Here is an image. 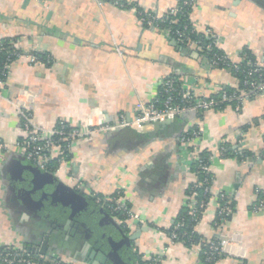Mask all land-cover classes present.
<instances>
[{
  "label": "crops",
  "instance_id": "0c3cea01",
  "mask_svg": "<svg viewBox=\"0 0 264 264\" xmlns=\"http://www.w3.org/2000/svg\"><path fill=\"white\" fill-rule=\"evenodd\" d=\"M164 15L180 0H120ZM192 21L202 33L211 31L219 49L235 63L250 58L264 65V0H197ZM25 52L10 66L0 90V245L26 249L48 239V254L72 264H94L86 241L58 232L38 218L20 199L14 179L21 160L22 139L18 103L26 104L34 122L53 129L88 130V120L133 121L141 104L159 98L165 80H187L195 94L212 97L223 89L240 92L241 81L227 69L212 68L199 52L188 50L164 32L148 28L132 10L109 0H0V41ZM32 53H49L51 65L30 61ZM155 130L122 128L77 140L71 159L57 178L92 195L124 202L144 221L118 220L133 236V256L124 264H141L161 256L160 264H205L197 247L172 244L168 230L182 211L187 191L197 182L181 154V138L194 129L201 135L193 146L211 151V197L197 231L207 240L226 239L225 255L215 264H264V212L254 213L256 195L264 192V95L234 106L185 119ZM225 143L247 150V161L220 157ZM23 158V157H22ZM29 164L24 161V164ZM227 195L236 211L217 230L218 196ZM127 218V217H126ZM86 240V238H85ZM89 240V239H88ZM127 258V257H126Z\"/></svg>",
  "mask_w": 264,
  "mask_h": 264
},
{
  "label": "built area",
  "instance_id": "2783aa9c",
  "mask_svg": "<svg viewBox=\"0 0 264 264\" xmlns=\"http://www.w3.org/2000/svg\"><path fill=\"white\" fill-rule=\"evenodd\" d=\"M40 2H46L49 0H38ZM188 7L190 10L188 14L192 19V14L197 7V0H182V8ZM177 7L170 8L166 13L176 15ZM142 24L148 28L158 29L164 33L170 34L172 32L171 28L161 29L160 22L163 23L164 15L158 16L154 11L145 10L144 12L138 11L132 8ZM177 22V19L172 21ZM193 22V21H192ZM209 39H213L212 43L203 46L201 42L187 39V43L190 48L193 49L194 53L198 54L205 50V55L208 56L212 54V59L210 64L215 66H225L227 68L234 69L237 73L241 71L240 63H235L228 58V56H218L214 54V48L218 47V40L211 31L204 32ZM177 36L182 37L181 32H177ZM211 37V38H210ZM219 48V47H218ZM25 52L13 53L9 55L10 57L16 56L17 60L24 56ZM204 55V54H203ZM204 55V57H205ZM208 60V58H206ZM40 59L32 53L30 55V61L34 64ZM47 64H52L53 59L50 55L46 58ZM13 63H7L4 66V72L0 74V90H2L6 81L7 70ZM251 69L247 74V78L244 80V89L240 92L228 94L226 91L222 93L219 99H211V97L201 98L195 94V91L191 88V85L187 80H179L178 83L174 78H168L165 80L161 86L165 98L161 103L158 99H155L149 104H141L139 106V111L133 121H127L124 116H120L119 120L115 123L108 122L106 120H101L98 124H94L92 119L88 120V130L82 131L79 129L69 128L64 122L53 129H45L38 126L32 117V114L28 111L26 104L18 103L17 100L14 103L17 105V110L19 112L21 124H22V139L17 143V148L19 154L31 165L40 169L43 172H49L52 174H57V171L61 165L67 163V154L71 155L72 148L77 140H83L87 137L96 134H106L122 128H133L135 130H142L146 126H154L156 123H164L169 119H173L181 114L196 112V113H206L212 109H215L223 104H236V110L239 111L243 103L256 96L264 95V65L258 62L252 63ZM201 135L199 129H194L192 133L188 135H183L181 138V154L187 157L189 160L187 166L192 168V165L198 164L202 171L206 173H211L210 169L213 162L216 159V155L213 153V157H210V162L205 163L201 159V153L199 149L193 146L196 139ZM56 163L59 164L58 168L52 172L50 171V165ZM55 164V166H57ZM211 191V187L208 189ZM95 199V203L106 211H109L113 216L115 212H122L127 217L126 220H136V222L143 226L144 221L138 218L131 208L124 202L121 192H118L112 198H103L97 195H92ZM219 200L217 203V214L214 221V227L217 230L223 228L227 223L234 211L235 207H231V200H228L227 195L221 194L218 196ZM190 200V213L197 216L199 209L207 208L206 204L199 202L197 200V193H193L189 198ZM204 210V211H205ZM252 211L254 213L264 212V196L256 195V200L252 205ZM199 218V216H198ZM197 220V219H196ZM199 220V219H198ZM201 221V220H200ZM199 221V223H200ZM198 223V224H199ZM181 224L176 226L177 230ZM180 236L178 233L174 232L170 236V241L172 244H183L179 240ZM228 241L226 239L219 240H207L205 244L208 246L207 254L208 261L217 260V258H222L225 255V246ZM201 250V245L195 246ZM200 252V251H199ZM202 252V251H201ZM162 257L157 256L149 261L148 264H159ZM0 264H72L68 261H64L61 257L55 258L51 256H44L39 254L29 253L26 249H14L11 247H5L0 245Z\"/></svg>",
  "mask_w": 264,
  "mask_h": 264
},
{
  "label": "water",
  "instance_id": "95a60500",
  "mask_svg": "<svg viewBox=\"0 0 264 264\" xmlns=\"http://www.w3.org/2000/svg\"><path fill=\"white\" fill-rule=\"evenodd\" d=\"M192 113L194 112L181 114L164 123H156L155 130L166 127L176 118L183 120ZM18 159L21 161L15 164L14 179L20 199L35 216L46 218L59 233L69 232L70 228L75 232L79 229L81 232L78 241H86L90 249L89 257L95 261L94 264H124L125 259L129 260L133 256L132 242L141 234L142 229L133 236H128L118 220L87 198L82 190L64 184L55 174L24 164L26 160L20 156ZM84 228L92 231L93 235H83L82 232L86 233L82 231ZM26 250L32 254L60 258L48 254L47 238L42 243L26 246Z\"/></svg>",
  "mask_w": 264,
  "mask_h": 264
},
{
  "label": "trees",
  "instance_id": "16d2710c",
  "mask_svg": "<svg viewBox=\"0 0 264 264\" xmlns=\"http://www.w3.org/2000/svg\"><path fill=\"white\" fill-rule=\"evenodd\" d=\"M109 1L115 4L117 7H120L126 10H132V8H135L136 10L141 11V12L145 11L144 8H141L136 3L123 2L120 0H109ZM177 8L178 9H177L176 15L170 14L168 12L164 15L163 23L160 22V25H161L160 28L162 30L167 27L172 29V32H170V34H167V33L165 34H167L170 38L174 39L175 41L179 42L181 46H184L188 50H193V49L190 48L189 44L187 43V39L201 42L203 46H205L207 43L208 44L212 43L214 38L209 39V37H207L206 34L198 30L195 24L192 22V19L190 18V15L188 14V11L190 10V8L188 7L182 8V0L179 1ZM174 19L175 20L177 19V22L173 23L172 21ZM177 32H181L183 36L182 37L177 36ZM21 52H22L21 50L13 49L11 46H9L8 40L0 41V74L4 72V66L7 63H10V62L13 63L17 60L16 56H12L10 57V60H8L9 55L13 53H21ZM205 52L206 51L203 50V52H199V53L201 55L203 54L205 55ZM214 54L218 56H224V57L226 56V54L222 52L218 47L214 48ZM34 55L38 57V59H40L41 62L47 64L46 58L49 55V53H35ZM205 58H208L209 65L212 68L227 69L231 71L235 76H237L241 81H244L247 78V74L249 70L251 69L250 65L256 62L253 58H250L248 62L240 64L241 71L237 73L234 69L227 68L222 65L213 67L210 64V61L212 59V54H209L208 56L205 55ZM47 65L49 66L51 64H47ZM9 74H10V70H7V76L5 78L6 82L8 80ZM170 78H174V80L180 83V81L176 77H170ZM225 91L228 94L234 93L233 91L223 89L222 92H220L219 94L215 96H212L211 99H219L222 93ZM164 98H165V94L161 88L158 102L161 103L162 101H164ZM228 106L236 107V104L234 103L233 104H223L215 109L222 110ZM229 156L236 157L240 161H247L248 159L252 157V154L249 153L247 150L239 148V147L236 150H231L228 144L223 143L220 147V157L224 158V157H229ZM260 156L262 159H264V151L261 153ZM210 157H213V153L211 151L209 150L202 151L201 159H203L205 163L210 162ZM70 159H71V155L67 154V161H70ZM55 164L56 163L50 165V171L54 172L58 168L59 164L58 165L56 164L57 166H55ZM191 170L194 173H196L197 182L192 183L189 186V189L187 191V198L185 201V205L183 206L182 211L180 212L179 216L176 218L174 223L169 228L168 234L169 236H171L174 232L178 233V235L180 236L179 240L182 241L183 245L188 248H193L200 244L201 245L200 252L202 251L200 253L201 254L200 256L203 258L204 263L205 264H215L220 259H222L224 256L222 258H217V260H214V261H208L207 254H205L208 251L207 250L208 246L205 244L206 238L197 231V225L199 221L202 219L205 209L204 208L199 209L197 216L191 214L190 206H189L190 200L188 199L193 193H197V200L199 202H203V204L208 205L210 201V197H211V194L208 191V189L212 186L214 178H213L212 173H206L202 171V169L198 166V164L192 165ZM259 195L264 196V192L261 191ZM99 197H102V196H99ZM89 199H91L92 201H95V199L93 198H89ZM230 204H231V207H235V203L231 202ZM113 217L119 220L126 219L125 214H123L121 211L113 213ZM228 220L229 219H227V221ZM178 224H181V226H179V229L177 230L176 226ZM148 263L149 262H146V263L141 262V264H148Z\"/></svg>",
  "mask_w": 264,
  "mask_h": 264
},
{
  "label": "flooded vegetation",
  "instance_id": "af4514ba",
  "mask_svg": "<svg viewBox=\"0 0 264 264\" xmlns=\"http://www.w3.org/2000/svg\"><path fill=\"white\" fill-rule=\"evenodd\" d=\"M73 230H74L73 228H70L68 234H69L70 236L74 237L73 239H77V240H78V238L80 237V232H81V231H80L79 229H78V231H76V232L73 231ZM82 231L86 232V233H83V232H82V234L85 235V236H86V235H93V234H92V233H93L92 231H88V230H86L85 228L82 229ZM95 235H96V232H95ZM86 237H87V236H86Z\"/></svg>",
  "mask_w": 264,
  "mask_h": 264
}]
</instances>
